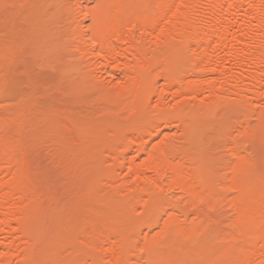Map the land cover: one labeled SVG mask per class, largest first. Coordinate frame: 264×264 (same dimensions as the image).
Wrapping results in <instances>:
<instances>
[{
    "label": "bare ground",
    "instance_id": "6f19581e",
    "mask_svg": "<svg viewBox=\"0 0 264 264\" xmlns=\"http://www.w3.org/2000/svg\"><path fill=\"white\" fill-rule=\"evenodd\" d=\"M0 264H264V0H0Z\"/></svg>",
    "mask_w": 264,
    "mask_h": 264
},
{
    "label": "rangeland",
    "instance_id": "374dc122",
    "mask_svg": "<svg viewBox=\"0 0 264 264\" xmlns=\"http://www.w3.org/2000/svg\"><path fill=\"white\" fill-rule=\"evenodd\" d=\"M47 70H48V69H46V70L44 71V73L48 72ZM49 71H50V72H48V73H46V74H51V75H54V74H55V71H52V70H49ZM169 133L172 134V135H177L179 132H178V130H177L176 128H172V129L169 131Z\"/></svg>",
    "mask_w": 264,
    "mask_h": 264
}]
</instances>
